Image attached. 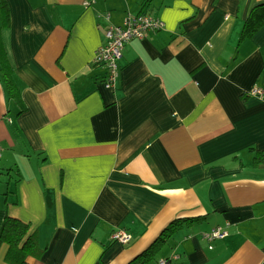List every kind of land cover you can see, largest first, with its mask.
<instances>
[{
    "label": "crops",
    "instance_id": "crops-1",
    "mask_svg": "<svg viewBox=\"0 0 264 264\" xmlns=\"http://www.w3.org/2000/svg\"><path fill=\"white\" fill-rule=\"evenodd\" d=\"M5 2L0 234L29 225L26 263L129 264L180 220L149 264H264V26L242 38L264 0ZM141 14L164 27L126 44L109 88L96 52Z\"/></svg>",
    "mask_w": 264,
    "mask_h": 264
},
{
    "label": "trees",
    "instance_id": "trees-1",
    "mask_svg": "<svg viewBox=\"0 0 264 264\" xmlns=\"http://www.w3.org/2000/svg\"><path fill=\"white\" fill-rule=\"evenodd\" d=\"M0 14L3 24L8 25L9 10L5 0H0ZM262 26H264V4L256 6L251 11L249 18L245 22L242 38L251 37ZM6 81L9 90L13 91L15 88L11 77L8 76ZM255 163H264V152L258 153ZM180 223V220L173 221L146 251L129 264H149L156 260L166 241L177 230ZM1 243L9 246L7 261L12 264H27L26 258L32 256L37 248L34 238L29 235V225L11 217H7L4 221L0 234Z\"/></svg>",
    "mask_w": 264,
    "mask_h": 264
},
{
    "label": "built area",
    "instance_id": "built-area-1",
    "mask_svg": "<svg viewBox=\"0 0 264 264\" xmlns=\"http://www.w3.org/2000/svg\"><path fill=\"white\" fill-rule=\"evenodd\" d=\"M164 24L161 20L149 15L127 16L121 26L111 27L105 34L106 42L101 45L95 55V63L103 65L107 70L105 80L106 86L115 87L119 76V62L122 59V52L126 44L133 39H142L148 32L162 29ZM252 95H263V90L255 89ZM2 147L0 145V159L2 157ZM227 235L221 228L214 229L206 235L211 242L216 239H222ZM112 239L128 244L131 236L125 231H117ZM158 264H171L168 260H160Z\"/></svg>",
    "mask_w": 264,
    "mask_h": 264
}]
</instances>
